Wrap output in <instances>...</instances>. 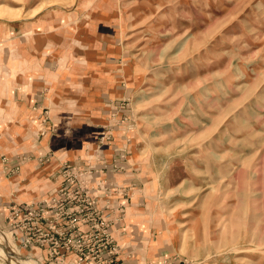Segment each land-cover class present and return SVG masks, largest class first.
I'll return each mask as SVG.
<instances>
[{"label":"rangeland","instance_id":"1","mask_svg":"<svg viewBox=\"0 0 264 264\" xmlns=\"http://www.w3.org/2000/svg\"><path fill=\"white\" fill-rule=\"evenodd\" d=\"M0 189V264H264V0H0Z\"/></svg>","mask_w":264,"mask_h":264},{"label":"crops","instance_id":"2","mask_svg":"<svg viewBox=\"0 0 264 264\" xmlns=\"http://www.w3.org/2000/svg\"><path fill=\"white\" fill-rule=\"evenodd\" d=\"M22 50H23L22 48H17V50L15 49V51H17V54L20 58H18V59L13 58V60H12V63L15 65L14 67L17 68L16 69L17 70L16 76H15V78H12V81L18 85L21 84L22 86H24L27 83V84H29L28 86H30L31 88L32 87L34 88V83L39 82L42 79L37 78V75L34 74L33 69L28 71V73H24L23 70H25L27 67H29L30 61L26 57H24L23 55L20 54V51H22ZM39 77H42V76H39ZM18 85L15 86L14 91H13V96H12L13 100L16 102V104L14 103L15 106H13L12 108H8L6 106L3 107L6 110L5 111L6 113L13 115V119L15 120L11 124V128L9 130L10 131L9 134H12V135L8 136V137L12 138V140H13V137L15 138L16 136H20L21 131H25L27 133L32 131L33 126H34V125L30 124V119H31L30 115H32L34 113V110H35L34 109L35 101H36L34 99L35 97L32 98L31 95L29 94V92L28 93L26 92L27 90H25V92L22 96L18 95L19 92L18 91H17L18 93L16 92V88L18 87ZM14 98H18V99L16 100ZM61 98H64V97L61 96ZM102 103L105 104L104 102H102ZM79 104L81 106L80 111L82 113V116L79 119V121L82 122L81 126H98V124H96L97 122H93L94 120L92 121L91 118L96 117V119H97L96 121H98L100 118L98 115H101V114H95L94 116L91 117V114L89 113V111L91 108L96 109V111L101 110V108L103 107L102 104H100V103L97 104V103H94V102L89 101L87 99L85 100L84 97L81 98ZM97 106H99L100 109H97L98 108ZM5 126H8V125H5ZM8 137H7V139H8ZM80 145H81V143H80ZM42 148H44V145L42 146ZM68 148H67V151L69 152ZM56 162H58V161H56ZM58 165L56 166L55 164H53L49 168H47V167L45 168V166L40 168L39 172H38L39 175L37 176V181H39V182L41 181V182H44L45 184L46 183L48 184L49 181L51 180L52 175L58 169V167H59ZM24 167L22 168V172H21L22 174L20 173V175H19L22 182L20 183L18 181L16 187H14L13 189L10 187V190H12V192H10V194H8L7 192H5V193H7L9 195V197L12 195H16V197L20 198L21 200H33L36 197H40V196H43L44 194H46L48 192V190H39L38 193H36L34 191L33 187H35L36 185L34 183L29 182V177H31V175L27 176V175L23 174ZM28 169H31V170L33 169V171H34V169L38 170V167L36 168V167L31 165ZM33 171L29 172V173L31 174V173H33ZM5 183H8V182L5 181ZM21 187H23L22 190L24 191L22 194H21V192H19ZM0 195H1V192H0Z\"/></svg>","mask_w":264,"mask_h":264},{"label":"built area","instance_id":"3","mask_svg":"<svg viewBox=\"0 0 264 264\" xmlns=\"http://www.w3.org/2000/svg\"><path fill=\"white\" fill-rule=\"evenodd\" d=\"M19 211L22 212L21 209H19ZM41 211H42V209L39 208V206H37V205L35 206V205H29V204H27V207L25 208V214L24 215H25V217L27 219H30V220H33L34 221L33 222L34 228H36V226L39 224L40 220L43 219V216H40V212ZM74 220L76 221L77 218L74 219ZM68 227H69V231L72 232V230H71L72 226L69 225ZM73 227H76V225H73ZM71 237H74L72 233H70V238H68V241H70ZM75 237H77V235H75ZM81 241H83L82 238H79L77 240V246L78 247L81 246Z\"/></svg>","mask_w":264,"mask_h":264}]
</instances>
